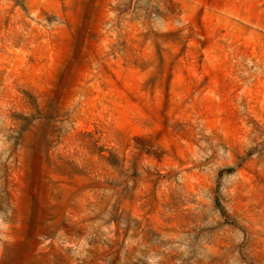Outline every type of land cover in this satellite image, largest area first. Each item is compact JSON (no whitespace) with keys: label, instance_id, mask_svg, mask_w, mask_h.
Masks as SVG:
<instances>
[{"label":"rangeland","instance_id":"rangeland-1","mask_svg":"<svg viewBox=\"0 0 264 264\" xmlns=\"http://www.w3.org/2000/svg\"><path fill=\"white\" fill-rule=\"evenodd\" d=\"M0 264H264V0H0Z\"/></svg>","mask_w":264,"mask_h":264}]
</instances>
